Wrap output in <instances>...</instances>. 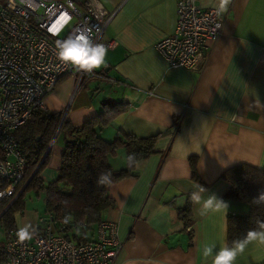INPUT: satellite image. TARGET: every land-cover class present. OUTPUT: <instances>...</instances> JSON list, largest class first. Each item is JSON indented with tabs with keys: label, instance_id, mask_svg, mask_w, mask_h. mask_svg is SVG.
Returning <instances> with one entry per match:
<instances>
[{
	"label": "crops",
	"instance_id": "obj_1",
	"mask_svg": "<svg viewBox=\"0 0 264 264\" xmlns=\"http://www.w3.org/2000/svg\"><path fill=\"white\" fill-rule=\"evenodd\" d=\"M99 1L116 10L101 36V43L115 45L108 47L105 65L94 69L104 75L77 89L72 76H63L46 96V110L62 112L77 126L103 103H120L123 111L99 129L101 137L160 136L153 153L136 162V177L106 186L113 205L103 218L117 224L121 243L113 264H212L202 254L204 246L223 247L227 216L248 212L246 202L223 197L228 182L222 173L240 164L264 168V0H231L220 16L221 34L208 43L196 70L168 66L154 48L175 27L176 0ZM195 1L215 6V0ZM66 138L58 128L47 148L39 172L45 183L56 177ZM107 158L115 169L125 166L123 148ZM195 182L228 203L226 215L200 216L190 202L191 224L185 226L178 212ZM38 217L27 207L15 214L16 227L31 233L40 225ZM234 264H264V245L249 244Z\"/></svg>",
	"mask_w": 264,
	"mask_h": 264
},
{
	"label": "built area",
	"instance_id": "obj_2",
	"mask_svg": "<svg viewBox=\"0 0 264 264\" xmlns=\"http://www.w3.org/2000/svg\"><path fill=\"white\" fill-rule=\"evenodd\" d=\"M115 12L99 0H0V177L7 182L0 197L13 195L24 176L25 157L14 131L36 111L46 109V96L63 76H72L77 89L84 80L104 75L61 62L56 42L87 30L94 42L101 43ZM222 26L214 7L176 0L175 27L154 48L168 66L196 70ZM38 222L30 239H20L19 227L7 232L0 244L1 264H113L121 248L117 224L107 219L94 223L93 238L81 243L55 233L50 215Z\"/></svg>",
	"mask_w": 264,
	"mask_h": 264
},
{
	"label": "trees",
	"instance_id": "obj_3",
	"mask_svg": "<svg viewBox=\"0 0 264 264\" xmlns=\"http://www.w3.org/2000/svg\"><path fill=\"white\" fill-rule=\"evenodd\" d=\"M121 106L120 103H103L96 115L77 126L65 121L62 112L38 110L14 131L25 157V170L14 194L0 197V226L4 238L7 232L16 228L15 214H21L27 208V200L24 199L29 193L38 198L40 195L44 197V211L39 213L38 218L50 215L55 233L74 243L86 242L93 238L94 223L104 219V212L113 205V200L106 192L109 183H97L100 174L110 173L111 183L128 176L136 177V162L153 153L154 143L160 137L159 134L144 138L116 134L110 140L101 137L99 129L110 124L113 118L123 111ZM58 128L67 133V138L56 177L53 181L45 183L39 172L45 164L47 154L43 160L42 157ZM119 148L125 151L126 163L123 168L115 169L109 163L107 155L114 154ZM130 156L133 157L132 160H129ZM190 162L194 169L195 159ZM37 166V172L31 176ZM192 175L196 176L194 170ZM222 178L228 182L223 197L244 201L248 205L246 214L227 216V244L231 246L232 241L243 237L249 229L257 228V221H264V204L257 205L252 202V199L264 190V168L240 164L225 170ZM6 185L7 182L0 177V192ZM16 193L19 194L13 199ZM190 212L188 199L185 207L178 212L185 226L191 224ZM39 227L40 225L37 226ZM1 261L0 254V264Z\"/></svg>",
	"mask_w": 264,
	"mask_h": 264
},
{
	"label": "clouds",
	"instance_id": "obj_4",
	"mask_svg": "<svg viewBox=\"0 0 264 264\" xmlns=\"http://www.w3.org/2000/svg\"><path fill=\"white\" fill-rule=\"evenodd\" d=\"M208 2L212 3L213 0ZM230 3L231 0H215V14L223 15L228 11ZM217 27L221 26L217 25ZM56 48L61 62L88 73L104 66L108 53V47L103 43L94 42L87 30H78L74 35L58 40ZM132 159L133 157L130 156L129 160ZM110 175V173H101L97 183L101 185L111 183ZM190 202L198 206L197 213L200 216L220 212L226 215L229 207L227 202L215 193H208L204 186L196 182L190 193ZM252 202L257 205L264 204V190H261ZM19 236L21 240L31 238L26 228L20 230ZM254 242L264 245V221H257V228L249 229L243 237L232 241L231 246L227 243L220 248H217L215 244L205 245L202 254L205 258L212 257V264H234L237 256L243 254L247 246Z\"/></svg>",
	"mask_w": 264,
	"mask_h": 264
},
{
	"label": "rangeland",
	"instance_id": "obj_5",
	"mask_svg": "<svg viewBox=\"0 0 264 264\" xmlns=\"http://www.w3.org/2000/svg\"><path fill=\"white\" fill-rule=\"evenodd\" d=\"M27 202L29 201V204L27 207H31L36 210L38 213H42L44 211V204L41 203V199L35 196V194L29 193L26 196ZM2 242V241H1Z\"/></svg>",
	"mask_w": 264,
	"mask_h": 264
},
{
	"label": "water",
	"instance_id": "obj_6",
	"mask_svg": "<svg viewBox=\"0 0 264 264\" xmlns=\"http://www.w3.org/2000/svg\"><path fill=\"white\" fill-rule=\"evenodd\" d=\"M57 130H58V129H57ZM47 151H48V149H47L46 152L44 153V155H43V157H42V160H43V158L45 157V155L47 154ZM42 160H41V161H42ZM39 164H40V163H39ZM38 166H39V165H38ZM38 166H37V168L34 170V172L32 173L31 176H33V174L37 172Z\"/></svg>",
	"mask_w": 264,
	"mask_h": 264
}]
</instances>
